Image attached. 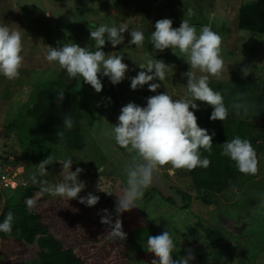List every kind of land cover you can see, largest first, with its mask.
I'll return each instance as SVG.
<instances>
[{"label": "rangeland", "instance_id": "374dc122", "mask_svg": "<svg viewBox=\"0 0 264 264\" xmlns=\"http://www.w3.org/2000/svg\"><path fill=\"white\" fill-rule=\"evenodd\" d=\"M240 1L0 0V23L21 31L24 57L17 78L9 80L0 76V166L3 170L14 169V173L19 174L18 183L0 189V214L5 206L21 201L24 183L39 186L47 198H59L46 192L45 187L62 181L68 169L63 170L61 162L70 157L72 164L85 166L94 173L84 170L79 174L78 178L86 186L77 197L90 192L107 194L100 187L109 191L117 203L127 184L126 168L136 154L117 145L107 132L112 124L118 123L121 108L128 103L131 78L142 70L138 62L148 55L164 61L169 65L165 79L159 81L155 78L153 81L158 80L170 87L178 98L186 96L187 77L184 73L190 70V65L185 54L178 49L174 52L172 48L155 50L150 43L149 38L159 19H172L174 28L188 20L196 26L197 32L202 26L210 25L221 36L224 69L218 77L210 76L209 81L213 78L229 79L234 66L239 65L248 76L264 82V41L259 43L262 49H257L256 53H246L237 45L240 38L237 7ZM102 23L127 25L129 31L123 33V42L113 48L106 41L103 51L106 54L123 53L128 71L125 79L116 85L108 77L100 76L103 90L97 93L82 77L69 79L58 63H49L45 57L49 46L62 47L71 42L95 51L90 32ZM136 29L144 32L143 45L129 43L130 31ZM193 71L201 74L198 70ZM60 89H63L64 96L78 94L83 102V130L88 141L85 150H71L49 142L40 135L35 121L28 115L38 91L49 90L58 95ZM259 159L257 175L232 180L229 189L222 194L199 191L193 195L188 208H183L185 201L163 177H156L144 190L137 206L123 212L124 231L131 229L134 234L130 242L132 262L150 264L141 260L138 252L147 249L149 236L169 231L176 243L173 259L191 254L194 258L190 264L202 261L264 264V152ZM43 160L48 164L46 174L41 176L39 163ZM253 204L257 209L247 210ZM222 211L240 216L254 213L260 221L255 228L243 226L244 231L239 235L233 231L224 232L215 226L216 217ZM5 244L0 241V262L5 260L2 255L10 253L13 263L8 261L5 264H14L19 258H24L27 264H40L33 259L35 256H22L19 248L12 249L10 244Z\"/></svg>", "mask_w": 264, "mask_h": 264}, {"label": "clouds", "instance_id": "9594fccd", "mask_svg": "<svg viewBox=\"0 0 264 264\" xmlns=\"http://www.w3.org/2000/svg\"><path fill=\"white\" fill-rule=\"evenodd\" d=\"M125 31H129L126 24L102 23L90 32L95 51L89 46L82 47L71 42L65 43L62 47L49 46L45 59L49 63H58L66 71L69 79L82 77L99 93L103 90L100 76L108 77L113 85L125 79L128 64L124 62L123 53L106 54L103 51L106 41L110 42L113 48L120 45L124 40ZM130 36V44L143 45L145 35L141 29L130 31ZM149 39L155 50L164 51L172 48L173 51L178 49L185 54L190 65V70L184 73L187 77V95L174 98L164 92L148 97L145 106L134 102L122 106L118 123L112 124L107 135L114 139L117 145L136 155L126 168L127 184L123 194L118 196L115 208L117 214L130 211L137 206V201L142 199L144 190L153 184L163 166L171 165L169 170L171 174L175 169L192 170L209 165L210 161L203 157L201 150L211 149L215 133L209 134L206 128L198 125L195 112L199 105L196 101H203L212 106L213 110L209 117L211 120L223 121L228 116V108L221 93L210 87L209 83L210 76L218 77L224 69L221 55L222 38L210 25L202 26L197 32L196 26L188 20H183L179 27L174 28L172 19L163 18L156 21ZM22 52L21 31L7 23H0V76L9 80L19 76L24 60ZM138 65L142 70L131 78V89L136 90L147 84L149 90L155 92L160 85L149 82L155 78L163 81L169 65L153 58V55L145 56ZM193 70H198L201 74L198 75ZM243 72L244 75L248 74L245 69ZM63 98L64 91L60 89L58 100L62 101ZM235 107L239 108V105ZM64 125L71 128L72 119L65 117ZM222 155L234 161L240 172L256 174L258 164L256 151L247 139L235 137L231 141H226ZM62 162L63 170L68 169L67 173L60 183L48 184L45 191L69 200L76 198L86 185L78 178L83 170L81 168L71 170L72 157ZM47 164V160L39 163L41 176L46 174ZM99 189L110 194L109 191L100 187ZM98 200L99 197L92 193L80 197V202L87 206L96 205ZM27 204L32 207L34 201L29 199ZM13 220V215L9 213L0 221V232L11 233ZM103 222L111 225L112 237L125 239L126 233L123 232L118 218L114 224L107 217ZM175 248L176 243L169 231L147 238V251L154 253L158 258L154 259L152 264H190L194 258L191 254L173 259Z\"/></svg>", "mask_w": 264, "mask_h": 264}, {"label": "trees", "instance_id": "16d2710c", "mask_svg": "<svg viewBox=\"0 0 264 264\" xmlns=\"http://www.w3.org/2000/svg\"><path fill=\"white\" fill-rule=\"evenodd\" d=\"M237 8L240 32L237 45L246 53L261 50L262 45L259 43L264 41V0H241ZM149 83H158L160 86L155 92L150 91L147 84L132 90L128 103L145 106L148 97L164 92L178 98L170 87L158 80ZM209 83L210 87L221 93L228 108L225 120H211L209 117L212 106L203 101H196L199 105L195 112L198 125L206 128L209 134L215 133L211 149L201 150L203 157L210 161L209 165L192 170L175 169L174 174H170L171 165H165L157 175L163 177L183 198V208L189 207L193 195L199 191L222 194L229 189L232 180L252 175L240 172L234 161L222 155L226 141L240 137L251 142L258 161L254 175L259 172V157L264 152V82L254 76L244 75L239 65H235L229 79L213 78ZM185 91L187 95V89ZM236 105H239V108L235 107ZM28 115L35 121L40 135L49 142L79 151L88 146L83 130L84 105L78 94L69 93L59 101L58 95L49 90H40ZM65 117L72 119L71 128L65 127ZM76 168L94 174L85 166L71 165V169ZM88 194L69 200L66 197L47 198L39 186L26 185L21 201L5 206L0 214V221L9 213L14 217L12 232H0V239L6 246L10 244L12 249L19 248L22 256H35L33 259L40 264H134L130 258V242L134 234L131 229L124 231V213L115 212L117 203L109 193L100 195L92 192L99 197L94 206L81 203L80 197H86ZM29 199L34 201L32 207L27 204ZM252 206L247 210L252 212L257 209L255 204ZM252 215L254 213H251ZM106 217L110 218L113 224L117 218L121 221L122 230L126 233L124 240L111 236V225L103 222ZM234 233L239 235L243 232ZM138 255L141 260L150 264L154 259H158L147 249L138 252ZM11 256L10 253L2 255L1 257L5 258L3 264L12 262ZM23 259L19 258L14 264H27ZM197 264L216 262L202 261Z\"/></svg>", "mask_w": 264, "mask_h": 264}, {"label": "water", "instance_id": "95a60500", "mask_svg": "<svg viewBox=\"0 0 264 264\" xmlns=\"http://www.w3.org/2000/svg\"><path fill=\"white\" fill-rule=\"evenodd\" d=\"M174 170L172 173L174 174ZM250 218L248 216H232L228 215L225 212H219L216 217V227H221L226 232H243V226L248 224Z\"/></svg>", "mask_w": 264, "mask_h": 264}, {"label": "built area", "instance_id": "2783aa9c", "mask_svg": "<svg viewBox=\"0 0 264 264\" xmlns=\"http://www.w3.org/2000/svg\"><path fill=\"white\" fill-rule=\"evenodd\" d=\"M14 174V169L3 170L2 166H0V189H2L4 185H14L18 183L16 178L19 174ZM25 185L26 183H24V186Z\"/></svg>", "mask_w": 264, "mask_h": 264}, {"label": "flooded vegetation", "instance_id": "af4514ba", "mask_svg": "<svg viewBox=\"0 0 264 264\" xmlns=\"http://www.w3.org/2000/svg\"><path fill=\"white\" fill-rule=\"evenodd\" d=\"M230 215H232V216H236V215H234V214H230ZM237 216H240V214H237ZM249 218H250V224H245L244 226H245V228H248L249 229V227H256V225L258 226V224H259V216L257 215V214H254V215H252V216H248ZM249 226V227H248ZM221 228V227H220ZM222 229V228H221Z\"/></svg>", "mask_w": 264, "mask_h": 264}]
</instances>
